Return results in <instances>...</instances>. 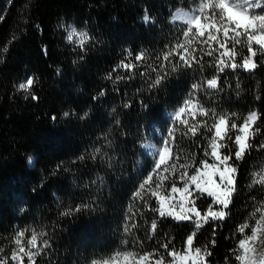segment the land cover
I'll return each mask as SVG.
<instances>
[{
    "label": "trees",
    "instance_id": "1",
    "mask_svg": "<svg viewBox=\"0 0 264 264\" xmlns=\"http://www.w3.org/2000/svg\"><path fill=\"white\" fill-rule=\"evenodd\" d=\"M193 6L194 0H0V258L9 257L13 264L10 256L18 229L29 230L25 243L31 229L46 233L42 239L50 247L36 258L37 264H91L116 250L164 254L160 245L169 239L170 248L182 250L194 225L161 220L150 210L157 206L155 200L146 196V207L144 201L133 199V192L152 167L151 156L142 155V145L152 140L153 125L165 133V114L177 109L192 84L199 83L195 97L204 107L234 112L237 123L251 111L261 114L253 149L235 162L238 192L228 216L205 225L196 236V246H208L212 252L209 264H238L232 251L241 238L236 229L245 221L254 224L251 213L264 202L260 186L250 187L253 173L264 166V150L256 147L264 144V54L258 53L252 73L230 68L217 73L213 58L206 55L202 66L176 72L165 62L166 79L149 88L156 77L152 68L159 71L163 62L161 54L183 39L186 26L174 22V15ZM69 25L88 32L86 51L66 41ZM236 47L240 62L247 49ZM140 52L146 59L136 62ZM170 60L179 62L175 55ZM121 61L136 67L124 70ZM109 74L112 79L106 78ZM217 75L218 89H207V80ZM28 77L34 79L31 94L36 100L17 91ZM205 135L211 134L189 138L177 132L174 151L180 150L181 163L185 157L194 156L196 164L204 158ZM95 148L101 153L94 160ZM98 177L103 183H94ZM209 202L204 197L197 205L204 211ZM65 212L70 214L62 215ZM153 219L158 223L154 235ZM125 223L131 229L127 233ZM213 228L215 247L209 243Z\"/></svg>",
    "mask_w": 264,
    "mask_h": 264
},
{
    "label": "snow or ice",
    "instance_id": "2",
    "mask_svg": "<svg viewBox=\"0 0 264 264\" xmlns=\"http://www.w3.org/2000/svg\"><path fill=\"white\" fill-rule=\"evenodd\" d=\"M175 19L186 26L182 31L183 39L177 40L161 54L163 62L159 65V71L155 67L152 68V71L156 72V77L149 88L159 87L166 79L168 73L165 62L171 64L173 72L180 67L192 69L194 65L202 66L205 55L213 58L217 73H223L226 68L233 72L242 69L252 73L258 67L256 57L258 53L264 54V0H194L191 10L177 11ZM144 20L149 21L147 14ZM66 32L65 39L68 43L74 44L81 51L87 50L85 45L91 39L87 31H78L69 25ZM237 45L247 49V54L240 62H237V57L241 55ZM254 45L257 47H253ZM197 51L201 53L199 57L196 55ZM173 55L178 56V63L171 62L170 57ZM134 59L136 62L143 61L146 59V53L140 52ZM157 59L159 60L160 56ZM119 67L131 72L136 64L121 61ZM140 75L143 76L144 73ZM106 78L112 79V75L109 74ZM121 79L123 77H116V80ZM33 86L34 79L28 77L25 82L18 85L17 91L27 93L25 99L30 96L36 100L38 98L31 94ZM206 87L218 89L219 76L208 79ZM200 88L199 83L192 84L188 97L177 109L168 114L166 132L161 134L158 143L147 142L142 145V155L151 156L152 167L133 192V199L144 201L146 207L148 201L145 197L154 199L157 206L150 210L157 213L161 220L171 218L178 223L191 222L194 225V230L184 241L183 249L170 248L172 241L169 239L160 245L164 249V254L157 251L139 254L135 251L116 250L106 258L93 259L91 264H209L208 257L212 252L208 246H196V236L205 225L223 222L228 216L230 205L238 192V166L235 162L244 160L245 155L253 149L252 141L261 132L258 124L261 114L251 111L243 117L241 123H237L236 119L239 117L234 112L217 113L215 109L204 107L195 97ZM236 88H240L239 83L236 84ZM100 95L103 96L104 92L101 91ZM124 107L127 108L129 105L125 104ZM143 107L147 110L148 105L145 104ZM112 111L115 112L116 109L113 108ZM64 116H69V113L65 112ZM197 117L204 119L198 120ZM52 119L55 120L56 117ZM115 124L119 125L120 120L116 119ZM201 129H204V133L211 134L205 135L207 142L203 150L204 158L196 164L194 156L185 157L181 163L180 150L176 148L174 151L177 132L194 138L204 134L201 133ZM151 139H156L155 131H152ZM256 147L257 150H264V144ZM100 153L101 149L95 148L92 159L95 160ZM80 159L83 160L84 157L81 156ZM28 162L32 163L31 157ZM166 182H170V187H166ZM94 183H103V180L98 177ZM252 185H259L264 191V166L253 173L250 187ZM204 197L209 198L210 202L206 210L201 211L197 201ZM87 207L88 205H83V208ZM75 211H81V206ZM128 211L131 212V208ZM68 214L70 213H62ZM128 219L130 217H126V221ZM250 219L254 220V224L245 221L237 227L236 231L241 238L232 251L238 264H264V253H258L256 249L258 239L264 243V202L255 207ZM136 226L135 223L131 225L132 228ZM157 228V220L153 219L150 225L151 234L154 235ZM247 229H250V234L246 233ZM130 230L129 225L125 223L124 231L127 233ZM27 231L29 230L16 231L13 239L15 247L10 256L13 264H24L25 258L28 264H37L36 258L50 247L48 240L42 239L46 233L35 229H31V235L25 243ZM212 231L213 239L209 243L211 247H215L216 229L213 228ZM2 251L3 249H0V252ZM0 264H9V257L0 258Z\"/></svg>",
    "mask_w": 264,
    "mask_h": 264
},
{
    "label": "rangeland",
    "instance_id": "3",
    "mask_svg": "<svg viewBox=\"0 0 264 264\" xmlns=\"http://www.w3.org/2000/svg\"><path fill=\"white\" fill-rule=\"evenodd\" d=\"M181 10L189 11V10H186V9H181ZM257 11H259V10H257ZM173 21L174 22H179L177 20H173ZM180 23H182V22H180ZM169 113H171V112H169ZM166 114H165V117H166V120H168L169 116H166ZM153 131H155L156 140H149L148 142H156V143H158L159 142V137L161 136L162 131H161L160 127L157 126V125H153ZM256 249H257L258 253H264V243H261L259 239L256 241Z\"/></svg>",
    "mask_w": 264,
    "mask_h": 264
},
{
    "label": "bare ground",
    "instance_id": "4",
    "mask_svg": "<svg viewBox=\"0 0 264 264\" xmlns=\"http://www.w3.org/2000/svg\"><path fill=\"white\" fill-rule=\"evenodd\" d=\"M172 113V112H171ZM168 114H170L169 112L166 114V116H169Z\"/></svg>",
    "mask_w": 264,
    "mask_h": 264
},
{
    "label": "water",
    "instance_id": "5",
    "mask_svg": "<svg viewBox=\"0 0 264 264\" xmlns=\"http://www.w3.org/2000/svg\"><path fill=\"white\" fill-rule=\"evenodd\" d=\"M173 20H176V19H175V15H174V17H173Z\"/></svg>",
    "mask_w": 264,
    "mask_h": 264
}]
</instances>
